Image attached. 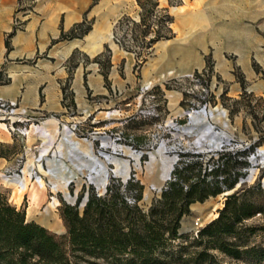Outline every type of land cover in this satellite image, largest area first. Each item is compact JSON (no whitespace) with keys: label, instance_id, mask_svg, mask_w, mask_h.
<instances>
[{"label":"rangeland","instance_id":"rangeland-1","mask_svg":"<svg viewBox=\"0 0 264 264\" xmlns=\"http://www.w3.org/2000/svg\"><path fill=\"white\" fill-rule=\"evenodd\" d=\"M157 1L160 13L165 12L172 21L166 28L159 27L160 38L149 44L156 26L145 29L137 25L141 6L136 0H16L13 29L23 28V16L35 14L47 4L67 11L58 23L48 21L54 38L47 40L49 46L44 52L34 53L28 61L46 57L50 53L48 49L55 44L66 48L76 45L85 50V33L75 37L71 32L73 21L80 18L70 13L73 2L84 7L82 19L90 29L95 26L92 32L97 31L98 25L102 26L106 17L114 18L109 26L111 41L103 42L100 51L87 56L94 63L101 53L109 55L98 65L103 87L113 98L108 107L100 109L101 115H110L108 119L77 124L71 134L67 132L70 125L65 122L58 128L54 118L50 119L54 124L49 125L50 120L40 124L28 117L27 124L31 125L27 135L10 133L13 141H0L7 146L8 155V162L0 165V193L10 204L24 209L27 220L57 237L65 235L67 230L61 216L63 204L74 205L78 201L81 212L80 205L90 190L104 195L109 185L122 188L123 183L133 178L142 186L137 204L147 210L153 198L159 195V187L167 181L164 180L166 169L174 167L182 154H188L183 158L202 155L203 167L209 170L216 165L219 153L215 155L209 150L219 144L224 151L251 148L242 182L259 181L264 185V60L259 58L264 54V47L253 48L249 58L248 49L235 47L236 43L243 45V39L237 40L232 17L219 14L213 8L210 14L195 13L194 6L188 8L183 17L190 0ZM2 4H10V0H0ZM95 14L99 16L97 22ZM101 26L99 30H104ZM90 33L84 35L86 41ZM198 71L204 73L207 85L203 99L197 90L186 92L194 87L184 76ZM113 87L115 93L111 90ZM145 87L151 90L143 92ZM179 99L178 105H171ZM201 100L207 101L205 112L201 110L196 116L192 113L188 116L190 108L200 110ZM174 107L179 116L170 115ZM120 108L124 111L118 114L120 118L111 119L117 115L112 110ZM3 134L9 137L0 122V137ZM117 137L119 140H115ZM38 154L42 158L41 165L35 161ZM30 166L29 172L34 170L40 175L43 188L30 177L27 171ZM104 176L107 178L105 188L101 182ZM23 178L27 179L24 183L27 187L16 195V186H19L15 181ZM54 184L59 188L54 190ZM126 196L128 202L133 201L130 194ZM223 201L221 193L192 204L183 221L185 232L195 233L216 217ZM245 223L260 227L249 239L252 244L264 246V229L261 228L264 215L257 214ZM80 264L106 263L90 258L81 259ZM223 264H264V261L226 258Z\"/></svg>","mask_w":264,"mask_h":264},{"label":"trees","instance_id":"trees-1","mask_svg":"<svg viewBox=\"0 0 264 264\" xmlns=\"http://www.w3.org/2000/svg\"><path fill=\"white\" fill-rule=\"evenodd\" d=\"M136 1L141 6L137 25L156 26L149 39L152 44L160 38V28L172 19L160 13L157 0ZM88 29L76 24L71 32L80 37ZM6 147L0 143V157L8 158ZM250 149L219 152L216 165L209 170L203 167L202 155L183 158L188 154H182L147 210L137 204L142 186L133 178L121 185L123 189L109 185L104 195L90 190L81 212L78 201L61 207L67 230L60 237L27 220L25 210L0 193V264H80L81 259L90 258L106 264H223L226 258L264 261V246L249 239L260 227L245 223L264 215V188L259 181L237 186L246 175ZM226 191L231 192L224 195L216 217L195 233L179 232L181 219L193 203ZM126 194L133 202H128Z\"/></svg>","mask_w":264,"mask_h":264},{"label":"crops","instance_id":"crops-1","mask_svg":"<svg viewBox=\"0 0 264 264\" xmlns=\"http://www.w3.org/2000/svg\"><path fill=\"white\" fill-rule=\"evenodd\" d=\"M217 1L190 0L188 6L184 5L186 13L181 16L187 15L188 8L194 6L195 13L210 14L209 11L213 8L219 11V14L232 17L234 32L238 36L237 40L243 39V45L236 43L235 47L248 49L250 58L253 48L264 47V0ZM73 5L70 13L80 17L79 20L73 21V26L76 24L84 26L86 22L82 19L84 7L78 6V2H73ZM55 7L56 5L53 6L50 3L40 11L36 10L38 15L36 13L24 15L23 28L13 29L12 17L16 8V0H10V4L0 5V98L16 101L20 112H23L26 117L37 120L40 124L54 118L58 128L63 127L64 122L71 126L72 123L82 124L107 120V115H101L103 111L100 109L108 107L113 98L103 87L98 65L102 58H109V55L106 52L101 53L94 63L91 57L87 56L100 51L103 42L111 41L109 26L114 18L106 17L102 26L98 25L95 32H92L95 30L94 25L88 29L86 33H92L87 37V41L84 37L86 33L83 35L85 50L76 45L66 48L55 44L48 49L50 53L46 54V57L28 61L34 53L44 52L49 46L47 40L54 38L48 29V21L55 20L58 23L61 16L67 14L64 8ZM98 17L97 14L94 15L95 22ZM100 26L104 30H99ZM112 56H114L113 50ZM259 58L264 60V54L259 55ZM111 90L115 93L114 87ZM92 97H95V100ZM180 99L171 105H178ZM176 109L174 107L170 110L171 116L180 115ZM117 111V115H113L111 119H119L118 114L124 113L121 108ZM48 124L52 125L54 121L50 120ZM8 134L9 137L3 134L0 141H13L10 133ZM7 162L6 158L0 157V165ZM30 169L31 166L27 170L28 173H31ZM26 180V178L22 179L20 187H16V195L26 189L27 183L26 186L24 184ZM37 184L43 188L40 182Z\"/></svg>","mask_w":264,"mask_h":264},{"label":"built area","instance_id":"built-area-1","mask_svg":"<svg viewBox=\"0 0 264 264\" xmlns=\"http://www.w3.org/2000/svg\"><path fill=\"white\" fill-rule=\"evenodd\" d=\"M154 18L156 15L153 16ZM184 78H187L188 81H190L194 87V89L187 90L186 92H194V90H197L200 94H202V99L204 98V95L207 93V85L205 84L204 80V73L202 71L198 72H192L190 74H186ZM151 89L149 87H145L143 92L145 91H150ZM151 98H154V95H149ZM203 101L200 107V110H195L193 108H190L187 111V115L191 116V113L193 114L192 116L198 115V113L202 110L205 112V109L207 108V101L206 100H201ZM114 112L113 114H117V110H112ZM110 116V115H107ZM29 121V118L26 117L23 112H20L18 110V104L16 101L13 100H6L3 98H0V122L4 125L5 129L7 130L8 133H14V134H21V135H27L29 132V128L31 124H27ZM77 126V123H72L70 126V130H74ZM71 130V131H72ZM73 133V132H72ZM115 140H119V137L115 138ZM42 143V142H41ZM246 147H248V144H246ZM223 145L219 144L218 147L215 149H210L213 154H217L218 152L223 151ZM22 158V156H20ZM250 159V157H248ZM35 161L38 162V164H42V158L41 156L35 158ZM250 162V160H249ZM20 172L22 173V169H20ZM6 176V175H4ZM33 177V180L37 182L38 178H41L40 175H37L36 171L31 172V176ZM20 184V181H19ZM20 187V185H19ZM53 197H51V200ZM133 202V201H131Z\"/></svg>","mask_w":264,"mask_h":264},{"label":"water","instance_id":"water-1","mask_svg":"<svg viewBox=\"0 0 264 264\" xmlns=\"http://www.w3.org/2000/svg\"><path fill=\"white\" fill-rule=\"evenodd\" d=\"M172 164H173V163H172ZM172 169H173V165H171V168L169 169L168 174L166 175V178H165L164 180H168V179H169ZM239 182H242V179H240ZM262 186H264V185H262ZM161 187H162V186L159 187L158 192H160ZM104 188H105V186H104ZM226 194H228V192H224V193H222V195H226ZM87 198H88V195L86 194V196H85V198H84V201H83V203L80 205V207H83V206L85 205V203H86V201H87ZM74 200H75V197L73 198V201H74ZM190 210H191V206H190ZM185 218H186V216H183L182 219H181V226H180V228H179V232H180V233L187 231V230L183 227V221L185 220Z\"/></svg>","mask_w":264,"mask_h":264},{"label":"bare ground","instance_id":"bare-ground-1","mask_svg":"<svg viewBox=\"0 0 264 264\" xmlns=\"http://www.w3.org/2000/svg\"><path fill=\"white\" fill-rule=\"evenodd\" d=\"M34 129H35V127H34ZM67 132H70V133L72 134V131H71L69 128L67 129ZM28 133H29V132H28ZM208 134H209V133H208ZM48 135H49V134H48ZM210 135H211V133H210ZM70 137H71V136H70ZM211 137H214V136L212 135ZM68 142H69V141H68ZM168 166H169V165H168ZM169 169H170L169 167L166 169V171H165V176L168 174ZM80 172H81V170H80ZM106 177H107V175H106ZM23 179H24V178H23ZM105 179H107V178H105V176H104V178L101 180V182L103 183V184H102L103 188H104V186H105V182H104ZM21 181H22V179L20 180V184H19V182H18V183L16 182L18 186L21 185ZM38 182H40V178H38L37 183H38ZM16 183H15V184H16ZM16 187H17V186H16ZM64 187H65V186H64ZM58 188H59V186H58L57 184H54V185H53V189H54V190H56V189H58ZM99 188H100V187H99ZM54 202H55V201H54Z\"/></svg>","mask_w":264,"mask_h":264}]
</instances>
